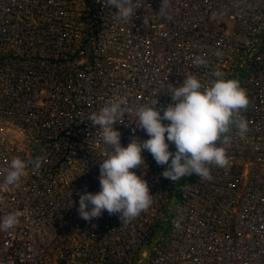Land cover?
<instances>
[{"label": "built area", "instance_id": "1", "mask_svg": "<svg viewBox=\"0 0 264 264\" xmlns=\"http://www.w3.org/2000/svg\"><path fill=\"white\" fill-rule=\"evenodd\" d=\"M137 2L125 20L103 0H0V180L16 156L41 162L17 186L0 182V223L18 217L0 229V264H264V0H170V18L162 0ZM217 69L249 99L228 166L173 182L145 150L133 171L149 209L124 225L106 210L81 218L110 150L89 116L126 98L121 144L147 140L136 109L158 99L163 115L170 86Z\"/></svg>", "mask_w": 264, "mask_h": 264}, {"label": "clouds", "instance_id": "2", "mask_svg": "<svg viewBox=\"0 0 264 264\" xmlns=\"http://www.w3.org/2000/svg\"><path fill=\"white\" fill-rule=\"evenodd\" d=\"M103 3L116 6V17L125 20L140 8L137 0H103ZM169 4L170 0H162L159 11L162 16L167 17ZM198 63L207 67L202 58ZM209 76L211 79L205 82L189 72L179 86H170L167 93L173 103L163 110V115L155 107L158 99L136 109V126L147 133L150 137L147 140L134 136L126 147L121 144V133L113 126L117 122L123 123L126 98L106 104L89 116L93 126H100L102 143L110 150L99 163L101 191L96 194L85 191L80 195L78 212L81 218L91 221L101 217L106 210L110 215L119 214L124 225L149 209L153 203L149 183L133 171L147 166L143 157L145 150L158 165H167L161 175L173 182L193 173L201 180H211V167L228 166L225 146L232 142L233 133L243 139L249 131L247 119L240 115L241 110L247 108L249 99L238 79L227 78L219 69ZM170 144L175 145V153L170 151ZM40 163L39 158L29 161L16 156L11 159L0 182L17 186L29 166L39 168ZM17 222V214L11 212L0 223V229H12Z\"/></svg>", "mask_w": 264, "mask_h": 264}]
</instances>
